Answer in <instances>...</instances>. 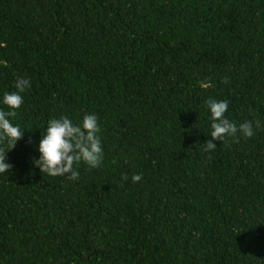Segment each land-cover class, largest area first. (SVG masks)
<instances>
[{
  "label": "trees",
  "instance_id": "1",
  "mask_svg": "<svg viewBox=\"0 0 264 264\" xmlns=\"http://www.w3.org/2000/svg\"><path fill=\"white\" fill-rule=\"evenodd\" d=\"M17 77L0 264H264V0H0V100ZM210 99L261 127L203 152ZM86 113L101 167L41 174L47 122Z\"/></svg>",
  "mask_w": 264,
  "mask_h": 264
},
{
  "label": "clouds",
  "instance_id": "2",
  "mask_svg": "<svg viewBox=\"0 0 264 264\" xmlns=\"http://www.w3.org/2000/svg\"><path fill=\"white\" fill-rule=\"evenodd\" d=\"M224 83H228L227 78L224 79ZM30 87V80L17 77L14 84L15 91L5 92L0 100V103L8 109L5 111L0 108V144L7 141L9 145L7 151L0 147V174L12 168V165L6 162V154L23 137L24 129L14 125L10 118L17 116L16 110L24 104L22 94ZM206 106L210 111L211 138L201 144L203 152L213 151L217 147L214 141L227 143L231 138L239 143L241 138H251L254 135L253 125L255 124L257 128L261 127L259 120L245 121L237 126L227 119L226 100L210 99ZM99 133L101 127L95 113L84 114L79 124H74L68 116L52 118L47 122L46 129L42 131V139L37 149L40 153L39 158H33L32 163L39 168L41 174L52 177L66 176L70 181L77 180L80 174L74 165L82 162L89 169H98L103 163L104 152ZM131 179L133 183L139 182L142 175L134 174ZM127 180V175L121 177L122 183Z\"/></svg>",
  "mask_w": 264,
  "mask_h": 264
}]
</instances>
